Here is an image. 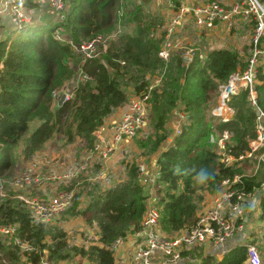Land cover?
<instances>
[{
	"label": "trees",
	"instance_id": "16d2710c",
	"mask_svg": "<svg viewBox=\"0 0 264 264\" xmlns=\"http://www.w3.org/2000/svg\"><path fill=\"white\" fill-rule=\"evenodd\" d=\"M173 1L180 5L183 0ZM26 4L31 8L27 7L28 12L46 9L56 20H40L39 25V19L32 18L33 23L18 30L16 35L13 30L6 37H0V176L13 170L15 146L21 144L23 161L36 153L46 158L47 142L57 134L62 135L59 139L67 147L81 143L79 151L72 149L76 159H80L93 146L94 131L126 103L127 80L132 81L134 96L149 94L147 126H152V132L146 140L140 133L132 136L129 146L133 148L131 158L134 159L130 164L127 162L128 150L117 161L116 169L109 170L108 184H103L106 182L102 179H88L100 169L97 159L86 172L90 175L84 178L80 174L71 180L76 183L73 185L74 207L69 215L82 219L89 236L86 241L70 244L67 224L56 223L60 217L50 222L34 220L23 200L0 199V226H15L14 232L0 233V264H41L43 259L48 264H120L124 253L112 249V244L140 229L153 187L160 212V232L173 235L191 229L197 221L203 191L215 192L224 178L243 171L236 163L228 167L222 164L210 135L228 130L231 136L226 147L234 155L248 150L250 140L256 136V109L248 89L230 98L234 113L228 121H216L209 114L218 86L226 82L232 72L245 68L250 36L248 43L241 46L236 41L230 46L206 49L202 44L198 47L188 43L186 47L197 49L189 63L184 60L181 48L171 51L164 60L158 55L162 45L159 25L164 18L162 9L152 8L153 0H66L64 17L33 0H26ZM127 20L135 23L134 32L119 34L123 27L121 22ZM35 21L38 24H34ZM254 23V19L238 20L229 34L239 36L250 24L252 30ZM112 25L119 33L115 31L112 38L108 36L99 55L86 60L82 66L89 79L79 82L73 96L59 104L53 91L75 77L80 54L57 41L56 31L61 28L79 43L97 33L106 34ZM204 33L210 31L204 30ZM261 44L264 47V38ZM199 53L203 54L201 58ZM154 73L161 75L158 83H151L148 78ZM255 90L257 106L264 110L262 67L258 70ZM176 111L184 113L186 119L180 134L164 150L174 132L169 123ZM33 122L37 124L32 127ZM139 149H143L141 154ZM56 151L64 155L57 148ZM143 157L147 162L150 158L156 159V168L148 178H143L138 169L137 161ZM122 165L126 166L125 170L120 169ZM262 182L263 162L252 176H243L241 182L231 187L246 193L255 192L256 202ZM79 183L82 185L78 186ZM250 204L247 202L246 208ZM259 205L264 217V195ZM250 242L256 243L255 233ZM25 245L29 249H25ZM182 250L183 256L199 258L198 264H244L247 257L246 244L228 248L220 260L201 254L198 248ZM262 250L264 254V248ZM260 259L264 264V256ZM185 261L183 264L189 263Z\"/></svg>",
	"mask_w": 264,
	"mask_h": 264
},
{
	"label": "built area",
	"instance_id": "2783aa9c",
	"mask_svg": "<svg viewBox=\"0 0 264 264\" xmlns=\"http://www.w3.org/2000/svg\"><path fill=\"white\" fill-rule=\"evenodd\" d=\"M46 6L50 11L64 17L66 0H34ZM158 9H162L164 21L160 23L159 29L162 35V45L158 55L167 60L171 51L176 48L183 50V58L189 63L197 50L194 47L179 45L176 35L188 26L198 31H222L229 33L238 20L255 23L250 35V46L246 57V66L242 70L232 72L227 81L218 86L216 99L210 109V116L221 122L228 121L233 113V108L229 105V100L233 95H237L241 90L248 89L250 101L256 109V136L250 140L248 150L232 154L226 147L231 133L223 130L221 134H211L210 142L216 143L220 160L225 167L246 158L254 157V154L264 147V110L257 106V93L255 81L260 67L264 69V47L261 39L264 38V0H206V1H185L176 5L173 0H156ZM162 6V7H161ZM26 0H0V25L6 24L14 29H21L31 22V16H27ZM122 16V12H119ZM119 29L115 32L118 33ZM54 37L57 41L67 44L73 48L75 53L80 54L77 64V71L71 88H76L79 82L89 79L82 66L88 59L94 58L100 53L101 46L107 43L108 37L98 34L91 39L74 42L67 34L59 28ZM201 58L202 53L198 54ZM59 91H53L54 96H58ZM64 101L70 99L73 93H64ZM61 95V96H62ZM149 94L134 96L123 106L120 118L106 124L94 131L95 142L91 148L82 154L77 161H71L59 168L56 164L43 161L40 157L33 156L28 160L27 167L14 172L11 179L14 186L23 188H51V192L44 195H37L26 200L29 206L31 217L34 220L43 222L53 221L60 216L68 215L74 207L75 188L63 189L56 187L66 185L71 180L76 179L80 174H85L90 164L97 159L101 164L99 171L90 179H102L108 181L107 162L114 158H122L127 152L126 143L132 136L143 132L149 120ZM186 119L184 113L177 114L176 125L173 126V134L167 143H172L175 136L180 134L181 126ZM120 152V156L117 153ZM57 160H55L56 162ZM139 172L144 177V164L139 165ZM242 175L234 174L232 178H224L212 192L213 198L203 211L197 216L195 225L188 231L175 233L173 235H163L159 230L160 212L155 204L154 191H150L147 199V209L142 219L140 229L126 237L118 238L112 244V249L124 251V259L127 264H182L185 260L192 261V256H183L184 250L198 248L206 241H211L213 245L219 247V254L227 252V243L232 237L240 232L244 224L246 203L255 199L256 193H246L232 188L231 185L241 182ZM153 181V178H151ZM151 181V182H152ZM264 186V182H262ZM212 188H210L211 190ZM211 192V191H210ZM80 207V206H78ZM15 226H0V233L14 232ZM93 239H98L93 236ZM25 249H29L27 245ZM247 264H262L257 247L254 244H246ZM41 264H48L42 260Z\"/></svg>",
	"mask_w": 264,
	"mask_h": 264
},
{
	"label": "crops",
	"instance_id": "0c3cea01",
	"mask_svg": "<svg viewBox=\"0 0 264 264\" xmlns=\"http://www.w3.org/2000/svg\"><path fill=\"white\" fill-rule=\"evenodd\" d=\"M185 1L196 2V1H206V0H183L182 2H185ZM225 1L230 2L231 0H225ZM152 8H154L156 10L158 9V3L156 2V0H153ZM13 30H14V33L16 35L18 33V30H20V29L17 30V29L12 28L8 24H6L5 21L0 25V35H2V37H6ZM182 31H183L182 35H179ZM182 31L178 32L176 35V38H175L177 43L179 45H182V46H186L188 43H192V44L197 45L198 47H201V44H202L203 48L210 49L213 47L224 46L223 43L225 41L224 42L221 41V40H224L223 36H227V38H228V43H225L226 46H230V45L234 44L238 38L237 35L231 36V34L226 33V32H222V31H214L213 32V30H212V31H210L209 34H205V33L202 34L201 31H198V30H196L190 26H188L186 28V30H182ZM187 33L190 35V38L188 37ZM234 34H236V33H234ZM218 37L220 38V40H218ZM212 39L214 40L213 46L211 44ZM220 44H222V45H220ZM123 106L117 108L115 110V112L105 120V123L103 124V126H105L106 124L120 118L122 111H123ZM177 114L178 113H176L173 116L171 122L169 123V126L171 128L175 125V122H177ZM130 143H131V140H129L125 145L128 148L127 151L131 147V146H129ZM262 148H263V150H261ZM117 156H120V152L117 153ZM72 158L77 160V161L79 160V159H76L74 151H73V153H65L64 155H59V153L55 150V152L50 151L49 153H47L46 158H44L43 161L49 162L51 164H56L59 168H63L64 165L68 164ZM120 159L114 158V160L107 162L108 170H111V171L115 170L116 169V163ZM55 160H57V161L55 162ZM254 162H256L257 165H253ZM260 162L264 163V147H261L254 154V157L246 158V159L241 160V161L236 163V167H241L243 170L242 173H238V174L242 175V177L243 176H252L259 169L258 164ZM147 165L148 166L145 165L146 166V172H145L146 176H144L143 178H148L149 173L153 172L154 169L156 168L155 157L150 158L149 162H147ZM248 166L250 167L249 170H251L250 173L245 172L246 169L248 168ZM88 179H90V178H88ZM92 180H95V179H90V181H92ZM150 181H152L151 178H150ZM103 184H104V182H103ZM257 192H258L260 198L256 199V202L253 199L250 202L251 206L246 208V212H245V216H244V224H245L244 228L240 232L235 234V236L232 237V239L227 243V248L236 246L238 244H251L250 241L252 239V234L255 233L256 243L254 245L257 247V250H258L259 255L261 257V255L264 256L263 250H262L264 248V219H263L264 217L262 216V209L259 205V201L261 199V196L264 195V186L261 189H259ZM212 198H213L212 192H210L209 190L203 191V200L201 201V203L199 205L198 213H200L206 207H208V205H210ZM79 220L81 221V223H83L82 219H79ZM259 248H261V250ZM198 249L200 250L201 254H208L210 256L215 257L217 260H220L223 257V255L219 254V251H220L219 247L216 245H213L211 241H206L201 246H199ZM117 252L118 253L119 252L124 253V251L122 249L118 250ZM186 262L187 261H184L183 263H186ZM188 262H189L188 264H198L199 258L193 259V257H192V261H188ZM119 263L120 264H127L126 260L123 257H122V259H120ZM261 263H262V261H261ZM244 264H247L246 261L244 262Z\"/></svg>",
	"mask_w": 264,
	"mask_h": 264
},
{
	"label": "rangeland",
	"instance_id": "374dc122",
	"mask_svg": "<svg viewBox=\"0 0 264 264\" xmlns=\"http://www.w3.org/2000/svg\"><path fill=\"white\" fill-rule=\"evenodd\" d=\"M27 7H28V9H31V8H29V6H27ZM34 7H36V6H34ZM27 13H28L27 16L29 15V16H31V18H35V20H38L39 19V25L42 24V22H40V20L41 21L42 20L43 21L44 20H47V21H50V20L54 21V20H56V16L54 14L48 12L46 9H41V11H40L39 8H38L35 13H30L28 11H27ZM32 20H31V22H32ZM47 21H45V24H51V23H48ZM31 22L27 23L24 27H26L27 25L31 24ZM36 22L37 21H35L34 24H38ZM121 24H123V27H121V30L122 31L120 30V33L118 32L119 34H127V33H133L134 32V27H135V23L134 22H129L127 20L125 22L122 21ZM251 27H252V25L250 24L249 28H246L244 30V33L243 34H240L238 36L237 41L240 43L238 46H241L242 44L246 45L248 43V38H249V36L251 35V32H252ZM117 28H118V26H117ZM115 31H116V26L114 27L112 25V27L110 28V30L106 34H104V33H97V34H101V35H104L106 37L111 36L110 38H112V36H113L112 34H114ZM182 33H183V31L179 35H182ZM13 35H15L14 32H13ZM187 35L190 38V35L188 33H187ZM236 35H237V33L236 34H231V36H236ZM0 37H2V35H0ZM223 39L224 40H221V41L222 42L225 41L223 44H224V46H226L225 43H228L227 36H223ZM218 40H220L219 37H218ZM213 42H214V40L212 39V43H211L212 46L214 45ZM220 45H222V44H220ZM160 77H161V75L159 73H154V74H149L148 75V78L151 81V83H155V82L158 83ZM73 79L74 78H72L69 82L65 83L61 88L57 89V92L59 91V93H58V96L55 97L56 100L59 101V98L64 93H70V94L73 93L74 94L75 88H71L70 87V86L73 85ZM119 79H121V78L119 77ZM127 82L129 84H128V86H126V89H125L126 90V94H127V101H126L125 104H128V102L131 100V98L134 97V94H133L132 88H131L132 81L127 80ZM150 88H152V87H150ZM175 113H178V112L176 111ZM171 120H172V118H170V121ZM215 120L218 121L217 119H215ZM36 124H37V122H33L31 126L33 127ZM175 125H176V122H175ZM151 127L152 126H150V125L147 126V124H146L145 129L143 130V132H140L141 138H143V140H146L147 136L152 132V128ZM170 130L172 131L171 128H170ZM56 136L57 137H54V139H52L51 141L47 142L48 143L47 145L49 147H48V149L46 151V154L49 153L50 151H54L55 152L56 148H57L58 151L63 152V154H65V153H73L72 152V149L79 151L81 143L80 144H76V146L75 147L73 146V148L72 147H67L68 145L63 144L62 140H60V139H62V135H58L57 134ZM134 145L135 146H139L136 143ZM170 145H172V143H170V144L169 143H165L164 150L167 147H169ZM139 150H140V154H141L143 152V149H139ZM13 151H14L13 152V159H14V161H13V166H12L13 167L12 168L13 170L11 172L9 171L6 175L0 176V199L19 198L20 200H23L24 203L28 206V204L26 203V200L32 199L33 197H36L39 194L40 195H44L45 192L50 193L51 192V190H50L51 188H49V187H43V188H31V187L30 188H22V187L14 186L12 184V181H11V179H12V177L14 175V172H17V170L19 171V169L26 168L27 167L26 165L29 162H28V160H24L23 161V157H21V154H20V152H21V144H18L17 146H15L14 149H13ZM127 154H129V155L126 157V159H127V162L130 164V162L134 159V158H131V156L133 155V148L132 147H131V149H129V151H128ZM37 155H38V153H36V156ZM38 156L40 157V159L41 158L44 159L43 156H40V155H38ZM134 156H136V155H134ZM140 162H139V160L137 161V163L139 165L144 164V168H145V172H146V166H148L147 165V158L146 157H143ZM260 163L258 164V167H259ZM253 165H257V163L254 162ZM122 167L125 170V167L126 166L125 165H122V166H120V169ZM249 169H250V167L248 166V168L246 169L245 172L246 173H248V172L250 173L251 170H249ZM87 175H90L89 172H88V174L87 173L82 174V177L86 178L85 176H87ZM91 177H93V176H91ZM77 181H80V179H78ZM82 182H84V181H82ZM75 183H72V181H71L70 183H67L66 185H58L56 188L59 189V188H61V186L63 188H68V187L73 188V185ZM108 183H109V181L108 182L106 181V183H104V184H108ZM77 185L80 186L82 184L79 183ZM151 189L156 194L155 188L153 187ZM82 204H83V202H82ZM78 208H80V207H77V209ZM61 222H64V223L67 224L66 230H67L68 235H69V242H70V244H73V243H76V242L86 241V240L89 239V236L85 232V225L83 223H81V221L79 220V218L72 217L69 214L68 215L64 214V215L60 216V218L56 221V223H59V224ZM81 232H82V234L80 235ZM92 238H93V236H92Z\"/></svg>",
	"mask_w": 264,
	"mask_h": 264
},
{
	"label": "water",
	"instance_id": "95a60500",
	"mask_svg": "<svg viewBox=\"0 0 264 264\" xmlns=\"http://www.w3.org/2000/svg\"><path fill=\"white\" fill-rule=\"evenodd\" d=\"M63 101H64V95H62V96L59 98L58 103L60 104V103H62Z\"/></svg>",
	"mask_w": 264,
	"mask_h": 264
}]
</instances>
